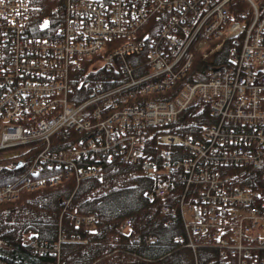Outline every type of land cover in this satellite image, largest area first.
I'll use <instances>...</instances> for the list:
<instances>
[{"label":"built area","instance_id":"1","mask_svg":"<svg viewBox=\"0 0 264 264\" xmlns=\"http://www.w3.org/2000/svg\"><path fill=\"white\" fill-rule=\"evenodd\" d=\"M196 58L205 79L190 83ZM197 101L216 122L198 138L158 133L160 161L150 160L144 133ZM69 131L80 136L54 150ZM171 146L186 152L176 164ZM111 161L141 165L148 199L166 197L181 172L177 241L196 264L201 247L225 264H264V0H0V203L99 178ZM247 168L260 172L256 188L235 183ZM97 219L73 223L91 233ZM66 241L85 239L23 238L56 264Z\"/></svg>","mask_w":264,"mask_h":264},{"label":"trees","instance_id":"2","mask_svg":"<svg viewBox=\"0 0 264 264\" xmlns=\"http://www.w3.org/2000/svg\"><path fill=\"white\" fill-rule=\"evenodd\" d=\"M226 55L224 48L218 58L226 62ZM206 67L196 58L186 81L204 80ZM215 122L207 102H194L176 123L148 129L144 133V150L150 160L159 162L160 146L155 140L158 133L198 138L205 125ZM79 136L73 131L66 132L52 139V148H66ZM169 149L173 164L186 156L180 146ZM180 175L177 170L172 176L166 197L148 199L145 192L152 188L154 180L139 163L102 162L99 178H84L79 183L70 178L56 187L24 192L14 201L0 203V259L10 264H56L55 256L34 252L23 243V238L51 244L61 232L66 238L82 235L85 242H64L59 264H196L191 249L177 241V237L185 234L179 206L185 188ZM6 182L0 180V184ZM235 183L256 188L260 172L247 168L235 178ZM194 190L191 187L186 197ZM88 214L97 215L95 232L74 226L75 216ZM149 238L153 240L148 241ZM197 255L198 264L226 262L211 247H201Z\"/></svg>","mask_w":264,"mask_h":264},{"label":"rangeland","instance_id":"3","mask_svg":"<svg viewBox=\"0 0 264 264\" xmlns=\"http://www.w3.org/2000/svg\"><path fill=\"white\" fill-rule=\"evenodd\" d=\"M210 58H211V57H210ZM210 58H209V59H210ZM22 147H26V146H22ZM17 149H19V148H16L15 150H17ZM21 195H22V194H21Z\"/></svg>","mask_w":264,"mask_h":264}]
</instances>
